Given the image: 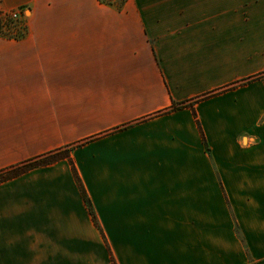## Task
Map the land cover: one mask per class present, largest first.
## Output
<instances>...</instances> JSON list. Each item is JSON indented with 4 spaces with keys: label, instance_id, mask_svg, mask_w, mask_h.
Instances as JSON below:
<instances>
[{
    "label": "crops",
    "instance_id": "obj_1",
    "mask_svg": "<svg viewBox=\"0 0 264 264\" xmlns=\"http://www.w3.org/2000/svg\"><path fill=\"white\" fill-rule=\"evenodd\" d=\"M3 1L0 264H264V0Z\"/></svg>",
    "mask_w": 264,
    "mask_h": 264
},
{
    "label": "trees",
    "instance_id": "obj_2",
    "mask_svg": "<svg viewBox=\"0 0 264 264\" xmlns=\"http://www.w3.org/2000/svg\"><path fill=\"white\" fill-rule=\"evenodd\" d=\"M99 1L101 3H103V4L112 5L115 8H117L118 10H122L124 8L125 4L129 0H99ZM3 14H4V12L0 9V37L7 38V29H5L4 26L7 25V20H9V19H7V15H5V14H4V18L5 19H3ZM3 21H4V25L2 23ZM22 37H23V34L19 38H22ZM16 39H18V38H16ZM259 77H261V76H259ZM259 77H256V79L259 78ZM254 79L255 78H252L251 80H254ZM186 106H191L193 108L192 104L182 103L181 105L176 106L175 109L183 108V107H186ZM198 124L200 126L199 121H198ZM200 129H201V126H200ZM203 139H204L206 151L210 154V148H209V146L206 143V139H205L204 135H203ZM73 148L74 147L61 148V149L55 150L53 152H50V153L41 155L39 157H36L34 159L25 161L23 163L11 166V167H9L7 169L1 170L0 171V183H2L4 181H7V180H10L12 178H15L17 176H20V175L26 173L29 170H32V169H35V168H39V167H42V166H47V165L56 163V162H58L60 160H63V159H68L70 161L71 165H72L73 171L75 172L76 179L78 181V184H79L83 199L85 200V203L87 204L89 210L91 211V214L93 216V220H94L95 224L97 225V227H99L98 219H97V217L95 215V211H94V208H93L92 201L89 198L85 188L83 187V185H82V183L80 181V178L78 176L77 169L75 168V165H74V163H73V161L71 159L70 152L73 150ZM112 264H116L114 258L112 259Z\"/></svg>",
    "mask_w": 264,
    "mask_h": 264
},
{
    "label": "rangeland",
    "instance_id": "obj_3",
    "mask_svg": "<svg viewBox=\"0 0 264 264\" xmlns=\"http://www.w3.org/2000/svg\"><path fill=\"white\" fill-rule=\"evenodd\" d=\"M16 1L12 0L11 4H14ZM16 4H19L18 1ZM5 8L4 1L0 0V9ZM5 15H7V25L4 26L7 29V40H23L27 37L28 33V20L31 16V6L27 4L10 6V3L7 1V9L2 10ZM3 14V19L4 18ZM2 19V18H1ZM6 21V20H5ZM4 25V21L2 22ZM23 34L22 38H19ZM5 38V37H3ZM18 38V39H16Z\"/></svg>",
    "mask_w": 264,
    "mask_h": 264
}]
</instances>
